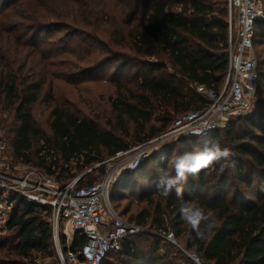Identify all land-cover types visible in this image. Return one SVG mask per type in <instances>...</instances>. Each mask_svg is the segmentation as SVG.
<instances>
[{
  "label": "trees",
  "instance_id": "obj_1",
  "mask_svg": "<svg viewBox=\"0 0 264 264\" xmlns=\"http://www.w3.org/2000/svg\"><path fill=\"white\" fill-rule=\"evenodd\" d=\"M23 1L29 0H6L0 9V104L4 110L12 111L15 120L6 139L15 162L34 166L62 184L117 152L161 134L178 114L205 107L207 98L191 84L219 91L225 82L228 0H128V6L124 5L126 22L116 27L92 22H108L109 0H98L95 9L81 0H63L65 15L85 20L82 34L88 35L81 39L84 47L79 51L83 50L93 63L85 64L80 75H89L115 59L118 71L131 63L145 68L131 86L119 85L117 96L111 99L119 128L114 124L102 126L55 103L54 82L63 80L55 67L66 64L55 57L64 51L75 56L79 53L76 47L66 40L57 50L43 48L45 43L39 40L38 33L48 22L3 25L2 18L14 13ZM92 31L97 36H92ZM258 35L264 37L263 23L256 26L254 47ZM153 57L156 60H148ZM255 57L259 78L252 111L233 118L225 128L192 136L202 138L204 145L218 143L229 148L235 162L234 167L226 169L216 164L197 178L189 177L184 185L185 201L216 214L218 226L211 237L197 238L181 219V201L174 191L163 196L157 188H149L133 212L131 201L122 210L111 202L125 220L140 225L144 231L124 238L120 250L109 253L102 264H196L177 245L173 251L160 252L161 241L165 240L162 235L168 232L181 247L197 251L203 264H264V95H257L264 92V58L256 50ZM65 80L74 81L70 76ZM44 101L50 107L48 133L34 114L36 106ZM239 120L246 126L235 132V121ZM128 121L133 124L132 132ZM218 131L226 132L228 143ZM164 147L159 151L165 153L163 159L153 160L150 154L133 171L151 159L158 161V170L167 168L171 172L168 161L172 156L168 151L173 143ZM181 152L184 149L176 155ZM94 169L99 171L98 178L84 181ZM92 170L79 178L78 186L100 180L105 166ZM1 195L0 190V198ZM8 198L13 204L6 226L11 234L0 240V264H24V259L38 253L53 256L51 207L29 201L17 192H11ZM62 241L61 248L67 252L78 249L85 236L75 232L70 246L64 236ZM144 241L149 243L146 250L140 247ZM115 256L120 259L115 260Z\"/></svg>",
  "mask_w": 264,
  "mask_h": 264
},
{
  "label": "built area",
  "instance_id": "obj_2",
  "mask_svg": "<svg viewBox=\"0 0 264 264\" xmlns=\"http://www.w3.org/2000/svg\"><path fill=\"white\" fill-rule=\"evenodd\" d=\"M228 11V68L222 88L216 91L197 86L196 91L208 100L205 107L178 114L161 134L96 164L94 167L105 166V173L97 182L78 186L79 175L62 184L34 166L15 162L9 142L0 135L1 198L17 192L29 201L51 207L60 264H102L109 253L120 250L124 238L144 231L140 225L125 220L110 200L116 178L133 170L127 167L133 158L149 154L157 143L177 136L202 135L225 128L233 118L252 111L259 78L254 38L257 24H264V2L228 0ZM111 160H116L115 164L107 166ZM60 228L68 246L75 232L85 236L84 243L76 250L63 252L58 241ZM162 236L174 242L193 262L203 264L199 253L181 247L172 232Z\"/></svg>",
  "mask_w": 264,
  "mask_h": 264
},
{
  "label": "rangeland",
  "instance_id": "obj_3",
  "mask_svg": "<svg viewBox=\"0 0 264 264\" xmlns=\"http://www.w3.org/2000/svg\"><path fill=\"white\" fill-rule=\"evenodd\" d=\"M81 1L82 3L89 6V8L95 9L98 0ZM127 2L128 0H109L108 3L110 12L108 14V19H105L108 20V22L105 23L103 20L100 23H96L93 20L92 22L96 24V26H101L102 24V27H116L121 23L125 24L127 8H125L124 5L128 6L129 3ZM5 3L6 0H0V9L5 6ZM62 5L63 0L23 1V4L19 5L14 10V13L7 14L2 18L3 25L8 26L12 22H27L28 24L31 22L46 24L48 22L44 27H42L45 29H41L40 33H38L39 40L44 41L45 43V47L43 48H46L47 50L54 48L57 50L62 44H64V41L68 40V44L70 46L76 47V52H79L77 55L73 56L72 54L65 53L64 51V53L55 57L58 61L64 60L66 63L55 67V72L63 77V80L54 82L53 94L55 103L67 107L80 116L94 119L102 126L109 127L113 126L112 124H114L116 128H119L118 122L116 121V114L111 108V99L117 96L120 88L119 85L123 84L124 86L126 84V86H131V84H133L138 79V77L143 74L145 68L131 63L123 70L118 71V69L114 68L117 62L115 59L110 61V63H108L109 65L97 67V69H95L89 75H80V72H82V68H84L85 64L88 65L93 63V61L83 53V50V54L79 51L84 47V43L81 42V39L87 38L88 35L86 33L82 34V28L84 27L83 25L85 20H81L80 17L74 18L73 15L70 14L65 15V13L62 11ZM22 17L26 18L23 19ZM50 24L53 27L58 25V28H52L48 26ZM90 34L92 36H97V33L94 31L90 32ZM101 37H104V35L102 34ZM25 39H27V37H25ZM255 50L259 57L264 58V37L261 38L259 35L256 37ZM79 54L82 56L81 59L78 58ZM148 60H156V58H148ZM71 63L75 65L71 66ZM68 76L72 77L74 81L69 82L65 80L68 78ZM191 87L196 88L197 86L191 84ZM261 88L262 90L264 89V83ZM257 95L263 96L264 92L260 91ZM49 112L50 107H48V104L45 101L36 106L34 110L36 119L38 120L41 128L44 129L46 133L50 131L48 126ZM14 123L15 120L12 111L4 110L0 104V135L6 139L9 136V130ZM235 123V132L240 131V128L246 126L243 120L235 121ZM127 126L130 127L132 132V122L128 121ZM259 131L260 129L257 130V132ZM218 132L222 137H224L226 141L225 143H228L230 139L227 138L226 132ZM192 136L193 135L189 134L181 135L167 140L166 142L157 143L150 153L151 156L149 154L148 157L150 156L153 158V160H156L154 159L155 157L157 160L163 159L165 153H160L159 151L161 148L170 143H173V148H170L168 151V153L170 152L171 156L176 155L182 149H184V152L192 151L197 145L200 148H203V139L192 138ZM207 140L209 139L207 138L206 141ZM184 152H181V154ZM153 160H147V162L136 171L130 170L133 171L132 174L128 171L116 178V181L112 187L113 191L111 190L112 192H110V200L120 210L124 209L131 201L132 204L130 206V212H133V210L137 208V202H139L141 198L147 194V190L149 188L156 189V184L159 180V170L156 168L158 161L153 162ZM115 161L116 160H111L107 162V166H113ZM72 164L75 165V163ZM73 171L75 172V169ZM82 173L83 172H79L75 177L81 175ZM98 175L99 171L94 169L87 173L84 181L97 179ZM8 197L9 196H6L5 199L0 198V240L4 236H9L11 234L6 228L13 210V204L9 202ZM52 233L53 239L51 248L53 251V256H44L42 253L34 254L35 256L33 258L24 259V264H60L57 252V243L55 241L53 230ZM58 236L59 245L63 246L64 243L62 239L63 236L65 237V235L64 232H62V228H60ZM161 242L163 246L160 252H164L166 250H175L173 246L176 244L171 240L165 239ZM148 244V241H144L143 243H140V247L146 250L148 248ZM0 256H3V254L0 253ZM119 259L120 257L115 256V260Z\"/></svg>",
  "mask_w": 264,
  "mask_h": 264
},
{
  "label": "clouds",
  "instance_id": "obj_4",
  "mask_svg": "<svg viewBox=\"0 0 264 264\" xmlns=\"http://www.w3.org/2000/svg\"><path fill=\"white\" fill-rule=\"evenodd\" d=\"M149 154L142 153L133 158L128 163V169H136L140 160L147 158ZM232 156L233 153L229 148H222L218 143L206 142L203 148L197 145L192 151L170 157L168 165L172 169L171 172L167 168L159 169L157 191L163 196L175 192L177 199L181 201L179 208L181 219L195 231L199 239L210 238L213 229L218 226V221L214 211L210 209L205 211L193 201L184 200V185L187 184L189 177L197 178L202 171L209 170L216 164H219L221 169L234 167Z\"/></svg>",
  "mask_w": 264,
  "mask_h": 264
},
{
  "label": "water",
  "instance_id": "obj_5",
  "mask_svg": "<svg viewBox=\"0 0 264 264\" xmlns=\"http://www.w3.org/2000/svg\"><path fill=\"white\" fill-rule=\"evenodd\" d=\"M93 169V167L90 169V170H92ZM90 170H87L86 172H83L82 174H81V176H83L85 173H87V172H89ZM80 176V177H81Z\"/></svg>",
  "mask_w": 264,
  "mask_h": 264
}]
</instances>
